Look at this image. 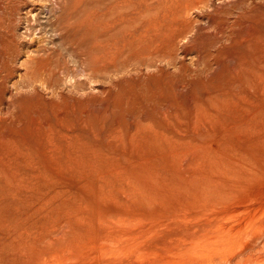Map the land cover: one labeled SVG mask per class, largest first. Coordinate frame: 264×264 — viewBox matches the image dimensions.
Listing matches in <instances>:
<instances>
[{"label":"rangeland","instance_id":"374dc122","mask_svg":"<svg viewBox=\"0 0 264 264\" xmlns=\"http://www.w3.org/2000/svg\"><path fill=\"white\" fill-rule=\"evenodd\" d=\"M263 124L264 0H0V264H264V189L188 228Z\"/></svg>","mask_w":264,"mask_h":264},{"label":"bare ground","instance_id":"6f19581e","mask_svg":"<svg viewBox=\"0 0 264 264\" xmlns=\"http://www.w3.org/2000/svg\"><path fill=\"white\" fill-rule=\"evenodd\" d=\"M115 2V1H114ZM206 2V1H204ZM128 5V4H127ZM90 16V15H89ZM126 16V15H125ZM88 17V16H87ZM91 21V19H90ZM169 21V20H168ZM150 26V24L148 25ZM150 28H152V30H156V28L154 26L152 27H147L145 30H149ZM159 28V27H158ZM108 30V29H107ZM136 31V30H135ZM137 32H139V30H137ZM132 33V32H131ZM133 34L136 33L133 32ZM145 34V33H144ZM192 34V33H191ZM157 35V34H155ZM126 38V37H125ZM137 38V37H135ZM122 39V38H121ZM124 39V37H123ZM131 39V38H130ZM139 39V38H137ZM136 39V40H137ZM121 42V41H120ZM123 42V41H122ZM126 42V40L124 41ZM123 42V43H124ZM116 44V43H115ZM103 56V55H102ZM101 57V56H100ZM250 100V99H249ZM240 104V103H239ZM250 106V105H249ZM252 107V106H251ZM246 108V107H245ZM242 109V108H240ZM258 110V109H257ZM257 110L253 107V110L251 109V114L250 112L248 113V116L245 115V117H247L246 120V124H252L255 125L258 123V113ZM234 112V111H233ZM232 112V113H233ZM235 113V112H234ZM262 116V113H260ZM261 118V117H260ZM225 119V118H224ZM227 119V118H226ZM263 120V119H262ZM258 125V124H257ZM262 125V123H261ZM260 125V126H261ZM264 125V124H263ZM262 127V126H261ZM258 128V126H257ZM256 128V129H257ZM260 128V127H259ZM36 129V128H35ZM255 129V130H256ZM242 130V129H241ZM234 132H237L236 130H232ZM257 131V130H256ZM264 133V132H263ZM262 133V134H263ZM238 134V133H236ZM259 136V134H257ZM261 135V134H260ZM230 137V134H229ZM233 137L238 138L236 136L233 135ZM264 137V136H263ZM231 139V138H230ZM229 139V140H230ZM233 139V138H232ZM241 139V138H240ZM258 139V138H257ZM235 139H233L232 141H234ZM247 140V138H246ZM245 140V141H246ZM231 141V140H230ZM263 141V140H262ZM237 142V141H236ZM258 142V141H256ZM233 143V142H231ZM243 143V142H242ZM252 143V142H251ZM254 143V142H253ZM264 144V142H263ZM239 145V144H238ZM251 146V144H249ZM254 145H258L253 144ZM230 146V145H229ZM233 146V145H232ZM241 146V145H240ZM255 146V147H256ZM264 146V145H263ZM249 147V146H248ZM260 148H263L262 146ZM41 149V148H40ZM259 149V148H257ZM249 150V149H248ZM252 150V149H250ZM249 150V151H250ZM254 150V149H253ZM260 150V149H259ZM255 151V150H254ZM252 151V154H255L256 152ZM262 151V152H260ZM258 151V155L254 156V159H250L249 161L244 160L242 163H228L230 164L228 166V168H225L224 170H219L217 173H213V175L208 178V183L206 186H204V189L202 190L203 192H201L197 198H193L192 202H190V211H188L189 217L190 219H195L196 222L193 223L191 226H188L189 230V238H193L192 242H191V246L193 247L194 242H195V238L199 239V237L203 236V235H208L209 232L213 231V229L215 227H219L221 230L224 229L225 232L223 235H225L226 233H229L232 235V232H235L236 234H239L242 230H244L243 226L240 227L241 229L239 230H235L236 226L235 224L231 221L232 216L234 214L231 215L232 212H238L237 209H235L236 206H239L240 204H246L248 205V200L252 199L253 195H256L257 199L260 198L261 194L263 193V189H264V153L263 150ZM212 156V154H210ZM32 156V155H31ZM237 157V156H236ZM30 158V157H29ZM39 158V157H38ZM36 160V159H35ZM237 160V159H236ZM19 161V160H18ZM22 162V160H20ZM213 161V160H211ZM240 161V160H239ZM227 164V163H224ZM227 164V165H228ZM236 167H240V170H235ZM39 181V180H38ZM196 181V180H195ZM40 182V181H39ZM195 183V182H194ZM36 185V184H35ZM38 185V183H37ZM196 185V183H195ZM203 186V185H202ZM32 187V186H31ZM40 187V186H39ZM189 189V188H188ZM190 191V190H189ZM189 193V192H188ZM191 193V192H190ZM185 195V194H184ZM185 197V196H184ZM191 198V197H190ZM189 199V197H188ZM106 200V199H105ZM115 201V199H114ZM188 202V201H187ZM186 202V203H187ZM117 203V202H116ZM120 204V203H119ZM179 205V203H177ZM184 204V203H183ZM115 205V204H114ZM186 205V204H185ZM188 205V204H187ZM185 209V208H184ZM193 210V211H192ZM257 212H259V210L254 211L253 213H249L252 214V216L255 217V215L257 214ZM231 215V216H230ZM230 218V219H227ZM188 219V218H187ZM250 217H247L246 219H244V223L246 226L249 225V223L252 221H250ZM255 220V218H254ZM257 222L256 228H254V230H252L251 233L247 234L248 235H254L256 233H260L263 232L264 229V213L263 215H261V217H259L258 219L256 218ZM111 222V221H110ZM129 222V221H128ZM131 222V221H130ZM253 221V223H255ZM105 225V224H104ZM251 225V224H250ZM254 226V227H255ZM251 227V226H250ZM218 228V230H220ZM252 228V227H251ZM249 229V228H248ZM253 229V228H252ZM217 230V229H216ZM248 231V230H247ZM223 232V231H220ZM231 232V233H230ZM246 235V232H244ZM187 234V233H186ZM214 234V233H213ZM212 234V235H213ZM219 234V233H218ZM222 234V233H221ZM219 234V236L221 235ZM242 234V232H241ZM240 234V235H241ZM228 235V234H226ZM243 235V234H242ZM215 236V235H214ZM244 236V235H243ZM205 237V236H203ZM211 237V236H210ZM222 237V236H220ZM228 237V236H227ZM226 237V238H227ZM246 236H244L245 238ZM206 238V237H205ZM212 238V237H211ZM225 238V237H223ZM242 238V236H241ZM186 239V237H185ZM188 239V236H187ZM203 239V238H202ZM209 239V238H208ZM213 239V238H212ZM228 239V238H227ZM194 240V241H193ZM204 240V239H203ZM217 240V239H216ZM189 242V240H187ZM210 241V240H209ZM215 241V240H214ZM199 242V241H198ZM213 242V241H212ZM217 242V241H216ZM234 242V241H233ZM210 243V242H209ZM219 243V242H218ZM184 244V243H183ZM235 244V243H234ZM186 245V242H185ZM213 244L211 243V246ZM215 245V244H214ZM217 245V244H216ZM215 245V246H216ZM220 245V244H219ZM240 245V244H239ZM181 246V245H180ZM221 246V245H220ZM241 246V245H240ZM218 247V246H217ZM216 247V248H217ZM235 247V245H234ZM238 247V246H237ZM248 247V246H246ZM190 248V247H189ZM209 248V247H207ZM214 248V250L216 249ZM221 248V247H220ZM224 248V247H223ZM228 248L225 247L224 250ZM188 249V247H187ZM211 249V247H210ZM194 250V249H193ZM200 250V249H199ZM208 250V249H207ZM221 250V249H220ZM237 250V249H236ZM241 250V249H240ZM211 251V250H210ZM218 251V249L216 250ZM223 251V250H222ZM242 251V250H241ZM228 252V251H226ZM230 252V251H229ZM239 252V251H238ZM188 253V252H187ZM191 253V252H190ZM195 253V252H194ZM211 252H208V254ZM216 253V252H215ZM220 253V252H218ZM216 253V254H218ZM221 253H225L224 251ZM244 253V252H243ZM197 254V253H196ZM206 254V253H204ZM202 254V256L204 255ZM214 254V252L212 253ZM193 255V254H192ZM207 255V254H206ZM242 253L240 254H234L231 255L232 260L229 261H225L224 258L219 259L218 263L216 264H236L237 259L241 258ZM195 256V255H194ZM209 256V255H207ZM206 256V257H207ZM214 257H216L215 255H213ZM220 256V255H218ZM223 256V255H222ZM221 256V257H222ZM226 256V255H224ZM192 257V256H191ZM204 257V256H203ZM264 257V256H263ZM193 258V257H192ZM199 258V257H198ZM211 258L212 255H211ZM210 258V259H211ZM217 258V257H216ZM226 258V257H225ZM209 259V257H208ZM241 260V259H240ZM243 260V258H242ZM240 261L241 264L243 261ZM249 261V259H247ZM247 262V261H246ZM261 262V261H258ZM264 263V262H261ZM189 264H205L202 262V260H194L192 262H190ZM239 264V262H238ZM244 264V263H243ZM247 264V263H246Z\"/></svg>","mask_w":264,"mask_h":264}]
</instances>
